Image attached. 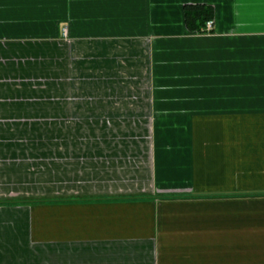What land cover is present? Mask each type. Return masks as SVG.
I'll list each match as a JSON object with an SVG mask.
<instances>
[{
	"label": "crops",
	"instance_id": "obj_1",
	"mask_svg": "<svg viewBox=\"0 0 264 264\" xmlns=\"http://www.w3.org/2000/svg\"><path fill=\"white\" fill-rule=\"evenodd\" d=\"M47 118L92 185L0 205V264H264V0H0V119Z\"/></svg>",
	"mask_w": 264,
	"mask_h": 264
},
{
	"label": "rangeland",
	"instance_id": "obj_2",
	"mask_svg": "<svg viewBox=\"0 0 264 264\" xmlns=\"http://www.w3.org/2000/svg\"><path fill=\"white\" fill-rule=\"evenodd\" d=\"M75 63L72 68L77 67ZM78 70V68H77ZM76 70V71H77ZM77 74V72H76ZM77 78V77H76ZM75 78V79H76ZM91 86V85H90ZM85 86L86 92L90 89L96 88ZM62 89V88H60ZM72 93L79 92V86H71ZM93 119V118H92ZM22 120V121H18ZM147 120V119H145ZM56 121L59 123H56ZM63 121L72 123L73 125H79L80 120L78 118L70 119H0V125L2 126H14L16 123L21 122L20 127H26L27 130H35L32 128L33 123H39L38 132H27L22 135H17L18 143L9 145L8 140L4 139V135L0 134V170L6 168V182H2L0 187H5V191L0 195V200H21V199H43L42 202L49 200L48 198L60 197V194L50 195V187L53 186L52 180L56 178L59 180L57 186L59 190L62 186L65 188H75L76 190L82 189L79 186L81 184L89 186L92 184L80 183L78 176L74 177L70 181V185L61 182V177L58 172L55 173L58 166H52V163H59L69 158V156L63 155L64 148V134L62 133ZM60 125V126H58ZM24 128V127H23ZM52 130L53 133L51 132ZM56 130H61L56 132ZM67 135H65L66 137ZM72 150L71 158H78L77 147L75 145L77 134H71ZM68 140V139H67ZM68 142V141H67ZM11 144V143H10ZM67 146V145H66ZM14 147V148H13ZM75 153V154H74ZM20 166V169L18 168ZM19 169V171H17ZM61 169V168H60ZM67 175V173H66ZM84 189V188H83ZM49 193V194H47ZM41 202V201H38ZM30 202H11L1 203L0 205H21ZM39 249L42 248L41 244ZM46 247V246H44ZM38 249V250H39ZM39 252H41L39 250ZM43 252V251H42Z\"/></svg>",
	"mask_w": 264,
	"mask_h": 264
},
{
	"label": "trees",
	"instance_id": "obj_3",
	"mask_svg": "<svg viewBox=\"0 0 264 264\" xmlns=\"http://www.w3.org/2000/svg\"><path fill=\"white\" fill-rule=\"evenodd\" d=\"M213 17V9L211 6L206 4H186L184 6V19L190 30L199 31L200 28L205 24L206 20ZM194 195V196H204ZM191 196V195H190ZM160 197H176V195H160ZM41 198L36 199H21V200H0L1 203L11 202H38L42 201ZM56 200V199H49Z\"/></svg>",
	"mask_w": 264,
	"mask_h": 264
},
{
	"label": "built area",
	"instance_id": "obj_4",
	"mask_svg": "<svg viewBox=\"0 0 264 264\" xmlns=\"http://www.w3.org/2000/svg\"><path fill=\"white\" fill-rule=\"evenodd\" d=\"M212 24H213V21L212 20H209V21L206 22V26L207 27H211Z\"/></svg>",
	"mask_w": 264,
	"mask_h": 264
}]
</instances>
